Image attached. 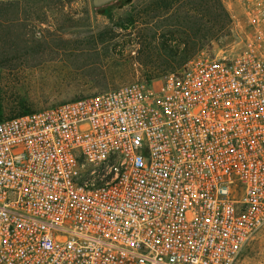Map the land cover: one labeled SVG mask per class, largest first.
I'll list each match as a JSON object with an SVG mask.
<instances>
[{"label": "built area", "instance_id": "obj_1", "mask_svg": "<svg viewBox=\"0 0 264 264\" xmlns=\"http://www.w3.org/2000/svg\"><path fill=\"white\" fill-rule=\"evenodd\" d=\"M234 49L0 121V264H236L264 226V0Z\"/></svg>", "mask_w": 264, "mask_h": 264}, {"label": "rangeland", "instance_id": "obj_2", "mask_svg": "<svg viewBox=\"0 0 264 264\" xmlns=\"http://www.w3.org/2000/svg\"><path fill=\"white\" fill-rule=\"evenodd\" d=\"M246 0H0V120L234 49ZM236 264H264V226Z\"/></svg>", "mask_w": 264, "mask_h": 264}, {"label": "water", "instance_id": "obj_3", "mask_svg": "<svg viewBox=\"0 0 264 264\" xmlns=\"http://www.w3.org/2000/svg\"><path fill=\"white\" fill-rule=\"evenodd\" d=\"M114 1L116 0H91V5L93 8H100L109 5Z\"/></svg>", "mask_w": 264, "mask_h": 264}, {"label": "trees", "instance_id": "obj_4", "mask_svg": "<svg viewBox=\"0 0 264 264\" xmlns=\"http://www.w3.org/2000/svg\"><path fill=\"white\" fill-rule=\"evenodd\" d=\"M118 1H120V0H116V1H114L113 3H116V2H118ZM112 4V3H111ZM30 111H32V110H30ZM26 112H29V111H24V112H21V113H19V114H16V115H13V116H11V117H14V116H17V115H20V114H23V113H26ZM10 118V117H9ZM7 119V118H6ZM1 121V120H0Z\"/></svg>", "mask_w": 264, "mask_h": 264}]
</instances>
